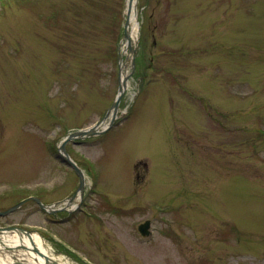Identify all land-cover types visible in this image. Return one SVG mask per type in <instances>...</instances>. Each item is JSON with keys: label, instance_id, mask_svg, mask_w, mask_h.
<instances>
[{"label": "rangeland", "instance_id": "rangeland-1", "mask_svg": "<svg viewBox=\"0 0 264 264\" xmlns=\"http://www.w3.org/2000/svg\"><path fill=\"white\" fill-rule=\"evenodd\" d=\"M125 1L0 0V209L76 189L57 145L114 99ZM136 11L125 117L65 144L78 210L27 201L0 224L61 240L70 264H264V0Z\"/></svg>", "mask_w": 264, "mask_h": 264}, {"label": "water", "instance_id": "water-1", "mask_svg": "<svg viewBox=\"0 0 264 264\" xmlns=\"http://www.w3.org/2000/svg\"><path fill=\"white\" fill-rule=\"evenodd\" d=\"M133 15H135V9L133 10ZM136 23V20H135ZM129 14L127 13V18L124 25V36L127 38V43L130 44L129 39ZM133 50V49H132ZM124 82H121L118 87V92L116 95V99L113 102L112 110L115 112L117 109L118 100L120 98L121 93L123 92ZM110 112V109L108 113ZM110 122L106 123L109 124ZM102 123H98L91 128L82 129L78 131H74L68 134L65 138H63L58 145V155L62 162L66 165L71 167L79 178V191L83 188L84 183V174L82 169L71 159V157L67 154L65 150V142L68 138L75 137V136H83L84 134L95 132L99 125ZM105 126V127H106ZM32 199L34 200L39 208L43 211L47 212H54L56 210H68V206L73 204L74 195L66 197L62 200L55 201L49 204L42 203L36 196H29L19 200L18 202L14 203L10 207L4 210H0V215L8 214L9 212L17 209L22 203L26 200ZM78 205V202L75 204ZM8 235H16L18 237V241H11L8 240ZM35 235L40 236L35 230L32 229H25L22 227H18L15 225L9 226H0V253H9L10 260L1 261L0 264H61L55 257L47 254L45 250H42L35 241ZM41 237V236H40ZM43 239V237H41ZM13 251H23L24 255H28L32 259V263H28L24 257H19L14 254ZM56 253V252H54Z\"/></svg>", "mask_w": 264, "mask_h": 264}, {"label": "bare ground", "instance_id": "bare-ground-1", "mask_svg": "<svg viewBox=\"0 0 264 264\" xmlns=\"http://www.w3.org/2000/svg\"><path fill=\"white\" fill-rule=\"evenodd\" d=\"M129 20H130V24H132V21H133L132 15H130ZM35 241H36L37 245H38L42 250H45L46 253H49V252H50L49 249H46V248L44 247V240H43L40 236L35 235ZM51 254H52V253H51ZM9 257H10V256H9ZM0 259H1V258H0Z\"/></svg>", "mask_w": 264, "mask_h": 264}, {"label": "trees", "instance_id": "trees-1", "mask_svg": "<svg viewBox=\"0 0 264 264\" xmlns=\"http://www.w3.org/2000/svg\"><path fill=\"white\" fill-rule=\"evenodd\" d=\"M72 255V254H71Z\"/></svg>", "mask_w": 264, "mask_h": 264}]
</instances>
